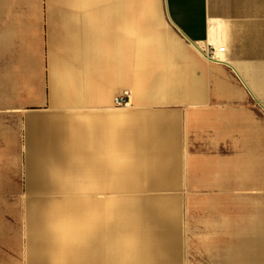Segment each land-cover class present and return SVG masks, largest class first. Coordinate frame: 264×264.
Wrapping results in <instances>:
<instances>
[{"label":"crops","instance_id":"crops-1","mask_svg":"<svg viewBox=\"0 0 264 264\" xmlns=\"http://www.w3.org/2000/svg\"><path fill=\"white\" fill-rule=\"evenodd\" d=\"M209 46L224 51L208 59ZM253 83H264V0H0V200L240 199L237 185L264 186ZM223 136L258 147L224 161ZM128 208L112 209L107 231ZM169 216L150 230L170 241L163 256L118 261L121 236L103 246L93 222L76 257L31 247L16 264H215L177 256V210ZM226 225L222 255L264 264V201Z\"/></svg>","mask_w":264,"mask_h":264},{"label":"rangeland","instance_id":"rangeland-1","mask_svg":"<svg viewBox=\"0 0 264 264\" xmlns=\"http://www.w3.org/2000/svg\"><path fill=\"white\" fill-rule=\"evenodd\" d=\"M253 85L258 94L264 97V83H253ZM262 131L264 132V128ZM233 139L241 141L242 137L223 136L222 150L215 152V155H219L224 161L242 163L246 153L236 149L258 147L257 139L247 141L245 144L226 142ZM261 147L264 148V141ZM3 157L12 158V153H4ZM49 170L54 171L49 174L51 176L79 175V169ZM223 171H227V168H223ZM221 186L225 188L228 185ZM120 187L119 185V191ZM230 187L233 189L234 185ZM244 187L243 189L242 184L237 185L234 191L240 199L235 200H0V264H16V261L29 252L31 247L32 250L35 247L37 250L42 248L48 257L55 252L56 258L60 256L64 260L72 259L76 257L72 252H75L80 235L83 236L86 233L81 225H90L88 223L93 222L102 225L103 246L109 242L106 235L116 233L118 237L121 236L112 238L114 240L112 246L117 248V253L112 256H115L114 259L118 261L129 259L143 261L146 256H163L165 254L162 250L165 248L158 247L170 241L162 238L163 232L150 230L152 225L156 226L159 221L167 223L168 219L172 218L169 214L172 215L174 210H177V256L212 259L215 264H234L235 258L230 259L222 255L226 250L225 245L232 244V233L221 229L226 228V224L231 226L234 220L238 219L239 214L243 215L245 210L264 201V186L247 182ZM36 201L41 203L36 204ZM121 201L129 204L130 208L117 214L119 224L117 232H109L106 229L110 226L106 223L112 218L111 212H115L112 209L116 208ZM158 233L161 235L159 239L157 237L151 239L149 236L151 234L156 236ZM115 249L111 251L116 252ZM107 251L110 253V250ZM63 252H69V255ZM237 264L250 263L240 261Z\"/></svg>","mask_w":264,"mask_h":264},{"label":"built area","instance_id":"built-area-1","mask_svg":"<svg viewBox=\"0 0 264 264\" xmlns=\"http://www.w3.org/2000/svg\"><path fill=\"white\" fill-rule=\"evenodd\" d=\"M205 55L208 59H216L218 58V54L224 51L223 46L219 47H213L209 46L205 48ZM114 105L115 106H125L128 103V95L127 93H124L122 95H117L113 99Z\"/></svg>","mask_w":264,"mask_h":264}]
</instances>
